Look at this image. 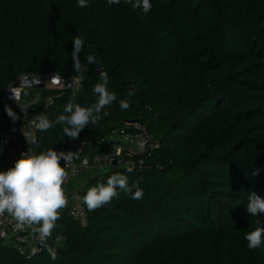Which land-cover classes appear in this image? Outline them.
<instances>
[{"label": "trees", "instance_id": "trees-1", "mask_svg": "<svg viewBox=\"0 0 264 264\" xmlns=\"http://www.w3.org/2000/svg\"><path fill=\"white\" fill-rule=\"evenodd\" d=\"M86 2L0 0V126H12L2 100L17 76L78 77L71 52L79 35L86 71L73 103L97 101L92 89L101 72L116 100L76 140L64 135V125L42 131L36 153L99 140L134 120L160 149L146 158L143 173L113 169L83 189L85 195L124 173L130 187L139 181L142 199L118 189L109 204L86 207V226L61 214L48 241L66 238L56 260L45 248L25 260L6 243L0 264H264V245L249 249L244 239L257 219L264 223V213L247 212L252 191L264 198V0H150L147 14L125 0ZM85 54L98 63H87ZM70 99V90L56 98L49 120L68 115ZM121 100L129 109L121 110Z\"/></svg>", "mask_w": 264, "mask_h": 264}, {"label": "clouds", "instance_id": "clouds-1", "mask_svg": "<svg viewBox=\"0 0 264 264\" xmlns=\"http://www.w3.org/2000/svg\"><path fill=\"white\" fill-rule=\"evenodd\" d=\"M131 4L133 9H142L147 14L152 4L150 0H125ZM120 0H108V4H119ZM79 7H87L86 0H78ZM73 50L71 57L73 60V70L78 73L77 80L82 82L83 73L86 69L82 66L80 53L83 51L84 41L81 36L76 35L72 39ZM86 61L89 64L98 63L94 54H85ZM56 74L53 81H58ZM109 77L107 72H101L99 81L93 87V93L98 96L97 101L91 106L84 107L74 104L78 88H73L72 99L64 107V113L49 120L46 115L37 116L38 123L36 127L40 131H47L55 125H64L62 131L69 139L76 140L79 134L89 124L97 125L101 119V111L107 106L112 105L116 100L115 93L109 92L107 84ZM133 91L128 92V96H133ZM15 101L17 94L12 90V97ZM121 110H127L130 107L128 100L119 102ZM7 115L15 122L19 117L10 108L5 107ZM104 115H107L105 112ZM27 143L35 144L34 135L25 136ZM78 151L64 152L48 148L39 153H35L31 148L21 154L20 158L15 161L13 167L5 171H0V216L7 214L15 221L14 229L23 231L30 229L36 235L41 246L45 248L52 260L58 258L57 247L63 244L66 239L63 235H57L53 242L55 246L50 245L48 241L52 237L53 230L56 228V222L61 217V210L68 207V197L64 187L68 179L67 167L73 159L78 158ZM66 163L62 166L60 161ZM133 168L128 167L126 173H132ZM259 169L253 171L252 175L256 176ZM129 176L124 173H115L108 177L106 184L101 183L90 187L82 197L83 204L88 211H95L107 204L114 198H119L120 191L125 195H130L133 200L143 198V189L139 187V181H135L129 186ZM135 191H132V188ZM247 212L250 216L258 217L264 213V198L252 191L248 196ZM257 227L246 233L244 239L247 241L249 249H257L264 245V223L259 219L256 220ZM38 249L33 248L35 254Z\"/></svg>", "mask_w": 264, "mask_h": 264}, {"label": "built area", "instance_id": "built-area-1", "mask_svg": "<svg viewBox=\"0 0 264 264\" xmlns=\"http://www.w3.org/2000/svg\"><path fill=\"white\" fill-rule=\"evenodd\" d=\"M59 77L53 81V77ZM73 88H82V82L77 77L66 79L60 73H24L17 76L7 87L2 103L8 107L17 109V119L12 122L10 129L0 126V171L13 167L21 154L28 148L35 151L39 141L40 131L36 124L37 116L46 115V112L54 105L55 99L63 96ZM15 90L17 99L12 97ZM1 121V116H0ZM34 135L35 144H28L25 136ZM160 149L150 133L148 127L140 122L126 123L125 126L115 129L110 135L99 140L75 141L62 146L57 151H78V158L73 159L67 167L69 184L83 173H95V176H103L113 169L126 171L133 168L132 173H143L148 170L146 158L155 150ZM63 166L66 162L60 161ZM68 207L61 210L70 211L71 218L79 221L83 226L87 225V209L82 202L83 188L66 190ZM15 221L5 214L0 216V247L3 244H11L18 254L25 260L31 261L41 255L44 248L36 235L30 229L18 231L14 229ZM38 251L33 254L32 249Z\"/></svg>", "mask_w": 264, "mask_h": 264}, {"label": "crops", "instance_id": "crops-1", "mask_svg": "<svg viewBox=\"0 0 264 264\" xmlns=\"http://www.w3.org/2000/svg\"><path fill=\"white\" fill-rule=\"evenodd\" d=\"M94 177H96L95 173H83L69 184H65L64 187L66 190H74L76 188L84 189L89 183L88 180H91Z\"/></svg>", "mask_w": 264, "mask_h": 264}, {"label": "water", "instance_id": "water-1", "mask_svg": "<svg viewBox=\"0 0 264 264\" xmlns=\"http://www.w3.org/2000/svg\"><path fill=\"white\" fill-rule=\"evenodd\" d=\"M15 113H17V109L16 108H14V110H13ZM136 120H134V121H131V122H129V123H134ZM99 129H100V126H99ZM62 215L64 216V217H71V215H70V211L69 210H65L63 213H62Z\"/></svg>", "mask_w": 264, "mask_h": 264}, {"label": "rangeland", "instance_id": "rangeland-1", "mask_svg": "<svg viewBox=\"0 0 264 264\" xmlns=\"http://www.w3.org/2000/svg\"><path fill=\"white\" fill-rule=\"evenodd\" d=\"M1 122H2V119H1ZM90 181V179L88 180V182Z\"/></svg>", "mask_w": 264, "mask_h": 264}]
</instances>
